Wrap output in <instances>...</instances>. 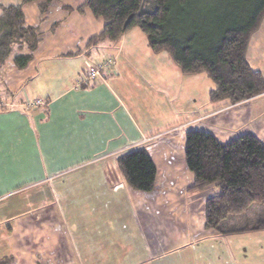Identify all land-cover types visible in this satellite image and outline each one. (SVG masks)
I'll return each mask as SVG.
<instances>
[{
    "label": "crops",
    "instance_id": "crops-1",
    "mask_svg": "<svg viewBox=\"0 0 264 264\" xmlns=\"http://www.w3.org/2000/svg\"><path fill=\"white\" fill-rule=\"evenodd\" d=\"M84 2L54 0L43 13L39 1L24 4L39 44L26 68L11 56L0 71L2 264H165L173 254L182 261L169 264H217L218 251L237 261L247 248L235 238L259 231L222 235L205 228L207 199L219 187L189 191L186 133L207 130L227 142L252 132L264 142V93L235 104L211 102V83L201 102L199 75L187 83L190 75L167 51H153L137 29L115 45L89 46L105 20L89 8L81 12ZM262 24L247 58L264 74V53L251 51ZM258 42L263 49L264 39ZM109 56L113 69L80 86L88 68ZM162 56L171 70L158 64ZM37 99L43 103L27 107ZM137 147L157 166L150 192L132 188L117 166Z\"/></svg>",
    "mask_w": 264,
    "mask_h": 264
},
{
    "label": "trees",
    "instance_id": "trees-1",
    "mask_svg": "<svg viewBox=\"0 0 264 264\" xmlns=\"http://www.w3.org/2000/svg\"><path fill=\"white\" fill-rule=\"evenodd\" d=\"M34 1L43 13L54 0L0 6V71L11 56L19 69L33 59L40 38L37 28L27 24L23 6ZM85 8L105 20L89 46L115 45L139 28L151 49L167 51L184 73L207 74L215 84L211 102L235 104L264 93V74L247 58L251 36L264 19V0H85L79 10ZM185 159L194 174L190 192L219 187L206 202V229L222 235L264 230V142L257 135L247 132L223 142L210 131L189 129ZM117 166L132 188L154 189L157 166L145 147L120 155ZM252 204L259 205L255 220L244 223L240 210Z\"/></svg>",
    "mask_w": 264,
    "mask_h": 264
},
{
    "label": "rangeland",
    "instance_id": "rangeland-1",
    "mask_svg": "<svg viewBox=\"0 0 264 264\" xmlns=\"http://www.w3.org/2000/svg\"><path fill=\"white\" fill-rule=\"evenodd\" d=\"M14 1L15 0H0V4H10L11 2H14ZM262 23H263L262 29L260 31L261 35L259 36L258 39L255 38L254 45L252 46V49H251V51L252 52L254 51V53H257V51L264 53V45H262L263 49H261V47H260L261 45H259V42H258L260 40V37L264 39V19L262 20ZM132 29H137V31H139V33H141V35H143V37H146V35L139 28H132ZM137 47H138L139 53H142L140 50V49H142V46L140 44H138ZM161 53H164V54L169 56V54L166 51H160V54ZM157 62H158V64H161V68H167L168 70L169 69L171 70L172 66L168 63V61L163 59V56L160 59H157ZM255 65L259 67L261 65V63L255 62ZM261 66H262V69L264 70V63ZM112 69H113V67H112ZM189 75L190 76H187L188 80H186V82L192 83L191 77H193V75L192 74H189ZM195 75H196V77H198L197 75H199L198 82L201 84L199 99L202 102L204 100V94H206V91L208 89H210V88H208V86L213 82L210 79L207 81V78H206L207 74L204 72L202 74L198 73ZM168 83H169L170 87L173 88L174 84H175V79L173 78V79L169 80ZM172 83H174V84H172ZM213 85H214V83H213ZM172 88H170V94L172 93ZM252 205L253 206L250 208L246 207L243 210H240L241 213L243 211H245L244 217L242 218L244 223L252 222L253 220H255V217L257 215V210L259 209V205H256V204H252ZM235 239H236V243H238V244L243 243L244 246L247 248V250L243 251L242 256L237 254V261L236 260L232 261L231 258H229V255L226 256L227 253L225 251H218L217 264H264V231H262V232L259 231V233H256V234H247L245 236H240L239 238H235ZM254 245H255V248H253ZM200 248L201 247L198 246V249H200ZM197 254L199 255V252H197ZM163 261H166L165 264H169V262L172 263V261H174V262L175 261H182V255L180 257L179 254H173L172 257H169L165 260L163 259ZM161 262L162 261H159L158 264H161ZM199 262L201 263V260H199Z\"/></svg>",
    "mask_w": 264,
    "mask_h": 264
},
{
    "label": "built area",
    "instance_id": "built-area-1",
    "mask_svg": "<svg viewBox=\"0 0 264 264\" xmlns=\"http://www.w3.org/2000/svg\"><path fill=\"white\" fill-rule=\"evenodd\" d=\"M115 63V58L112 56L105 57L102 61H98L92 67L88 68L87 72L82 76L79 81V85L89 86L94 84L98 78H104L107 73L112 70V67ZM43 103V100L37 99L32 102L26 103L27 107H32ZM3 103L0 102V108L3 107Z\"/></svg>",
    "mask_w": 264,
    "mask_h": 264
}]
</instances>
